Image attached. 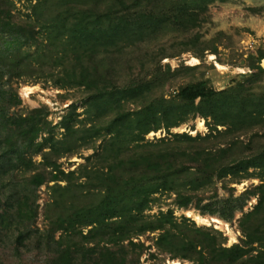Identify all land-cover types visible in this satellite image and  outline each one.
I'll return each mask as SVG.
<instances>
[{
  "label": "rangeland",
  "instance_id": "obj_1",
  "mask_svg": "<svg viewBox=\"0 0 264 264\" xmlns=\"http://www.w3.org/2000/svg\"><path fill=\"white\" fill-rule=\"evenodd\" d=\"M176 1L140 0L133 11L151 12L159 20L152 35L97 54L94 64H88L110 87L138 82L149 86L145 100L122 101V110L132 111L143 103L157 104L162 98L177 102L179 91L190 84L216 90L235 86L245 94L252 92L258 100L264 92V71L259 68H264V0L213 1L201 13L198 25L190 29H183L173 18L181 6ZM94 2L0 0V7L10 11L15 21L34 24L36 32V43L26 46L31 55L7 72L0 70V264H47L56 247L54 240L61 235L79 248L70 264H102L101 253L108 257L107 249L122 264H198L193 246L198 243L199 249L209 238L196 227L216 233L217 241L225 246L244 243V231L261 222L260 217L242 221L258 201L255 186L261 180L257 169L242 170L235 164L264 147L261 123L233 132L231 127L216 125L199 113L170 127L162 123L128 145L131 150L143 144L144 150L155 155L169 154L172 163L167 170L173 180L171 176L167 179L174 182L159 178L155 192L138 209L141 196H134L133 190L137 185L127 189L124 182L141 175L125 168L119 172L122 186L113 192L123 199L115 207L107 205V189L96 176L106 171L98 155L110 134L103 128L96 132L95 128L104 127L114 109L106 103L96 106L85 86L61 80L65 75L59 56L65 53L62 47L45 45L47 34L40 26L46 18L79 5L97 7V11L105 5ZM43 37L45 41L37 50ZM7 45L9 39L0 37V51L6 52ZM24 86L33 87L27 97L22 92ZM198 101L196 98L195 103ZM17 114L35 115L39 129L32 145H21L24 155L32 157V169L10 161L13 154H4L8 150L4 140L11 134L6 119ZM63 122L85 137L78 139L75 134L76 142L68 144L73 138ZM57 141L60 148L54 151L50 144ZM130 152L125 151L123 156ZM43 154L56 160L64 173H74H59L60 179H51ZM208 154L214 155L213 161L206 160ZM36 172L49 178L35 185L31 178ZM199 172L202 175L197 181ZM178 191L191 194L186 206L177 202ZM24 201L33 211L31 219L18 214ZM68 208L80 214L73 215V228L69 233L52 228L50 221L66 219ZM1 213H5L3 219ZM192 213L216 217L226 227L214 221L198 222ZM161 220H166L164 227L152 228ZM243 245L247 251L234 264H255L249 257L257 253L259 243Z\"/></svg>",
  "mask_w": 264,
  "mask_h": 264
},
{
  "label": "trees",
  "instance_id": "obj_2",
  "mask_svg": "<svg viewBox=\"0 0 264 264\" xmlns=\"http://www.w3.org/2000/svg\"><path fill=\"white\" fill-rule=\"evenodd\" d=\"M78 1L83 4L88 0ZM91 1H96L94 2L96 4L105 2V5H100L101 7H98L99 11H97V7L79 5L66 11V13L60 12L46 18L40 26L44 28L43 34H47L48 44L45 45H49L51 49H55V46L62 47L61 51L67 54L66 56L65 54L59 56V59H61L60 64H63V75H65L61 80L66 84L85 86L91 91L92 102L96 106L100 107L101 103H106L111 110L114 109L113 117L108 119L104 127L93 126L97 127L95 128L96 132L103 128L110 134L109 138L104 141V151L98 155L101 161L104 162L103 168L106 171L103 170L99 173V176H96L107 189V205L115 207L119 203L117 201L123 199V197L117 198L118 195H114L113 192L122 186L119 172L125 168H130L137 170L141 176L124 183L127 189H131L132 184L137 185L133 187L134 196H141V202L136 206L138 209H142L149 200L147 199L149 194L157 189L159 178H163L165 182H174L167 179L171 176L168 173L167 166H170L172 161L167 153L155 155L144 150L143 144H137L131 150L128 142L143 139L145 133L159 128L162 123L170 127L186 120L190 114L197 113L210 117L216 125L231 127L230 130L233 132L243 131L245 128H250L251 125L258 123H261L264 127V92L256 100L252 92L245 94L242 89L235 86L216 90L205 88L202 85L190 84L179 91L177 102L169 103V101L162 98L157 104L143 103L135 110H122V101L131 98L145 100L150 91L149 86L138 82L114 84L110 87L105 83L103 77L97 75L96 70V73L91 70L92 68L88 64H94L95 55L97 54L144 41L152 35L159 20L154 19V14L151 12L133 11L140 0L129 1L127 5L126 0ZM213 1L225 0H177L176 2L181 6H178L173 18L183 29L196 27L201 13ZM117 4L119 5L118 9L116 8ZM122 7L123 9H121ZM130 12L132 13L130 14ZM34 26L32 23L15 21L10 11L0 7V37L9 39L6 52L0 51L1 73L7 72L14 65H20L26 59V56L31 55L26 46L30 48L32 43H36ZM44 41L45 38L43 37L37 50L41 49L39 47ZM22 45L23 48H21ZM261 58L263 59L264 55ZM259 68L264 71V68H261L260 65ZM58 80L60 81V79ZM196 98H199L198 103H195ZM16 101L19 102V99L17 98ZM6 121L11 134L4 140L8 148L4 154H13L10 161L18 162V164L32 169L34 164L32 157L27 158L24 155L21 145H32L37 137L39 129L36 127L35 115H11L7 117ZM62 126L67 129L69 136L73 138L68 139V144L76 142L75 134L78 139L85 137H80L78 135L79 129L69 126L67 122H63ZM57 143L60 142L50 144L54 151L60 148L56 145ZM139 147L142 148L139 149ZM124 150L131 151L130 155L123 156L125 154ZM213 157L214 155L208 154L206 160L213 161ZM43 158L45 169L49 167L46 173L50 174L51 179H60L59 173L65 176L74 173L73 171L64 173L59 168L56 160L48 158L47 154H43ZM235 165L240 166L242 170H248L250 167L258 170L257 176L261 180L255 186L258 190L256 192L258 201L253 210L248 212L242 221L247 222L253 217H260L261 222L255 223L251 230L244 231V243H234L230 246L218 242L216 233L196 227V231L204 233L209 238V240H205L207 243L202 244L199 249L196 248L199 245L198 243L193 246V250L198 253V264H234L247 251L243 244L249 245L254 242L259 243L260 247L257 253L251 255L249 259L255 264H264V147L238 159ZM164 166L165 169H163ZM149 172H151V176H146L145 174H149ZM199 173L200 176L198 175L197 181L202 175L201 172ZM48 178L45 173L36 172L32 175L31 182L39 185ZM171 179L173 180V175ZM127 198H132V196ZM190 199L191 194L177 192V202L180 206H186ZM26 207L27 203L24 201L19 206L18 214L22 217L29 215L30 219L33 218L32 209ZM67 210L69 215L66 216V219L58 217L54 221H50L52 228L54 226L56 229H62L69 233L75 222L73 215L80 214L76 211L75 213L70 211L69 208ZM1 215L3 219L5 213H1ZM165 221L161 220L158 225H153L152 228L164 227ZM145 227L143 226V228ZM63 238L64 236L61 235L54 240L56 247L54 252L51 253V258L47 264H70L73 256L79 251V248L71 243L70 239L64 240ZM107 252L108 257H104L105 253H101L102 258H104L102 264H122L119 263L111 251L107 249Z\"/></svg>",
  "mask_w": 264,
  "mask_h": 264
},
{
  "label": "bare ground",
  "instance_id": "obj_3",
  "mask_svg": "<svg viewBox=\"0 0 264 264\" xmlns=\"http://www.w3.org/2000/svg\"><path fill=\"white\" fill-rule=\"evenodd\" d=\"M192 60H195L194 58H192ZM262 65H264V58L261 60ZM33 87L31 86H24L22 88V92L24 93V95L27 97L29 95V93L32 91ZM190 213V212H189ZM192 216L198 221V222H204V223H209L211 221L217 222V223H221L223 225V227H226V223L222 222L221 220H219L216 217H206V216H201L195 213H192Z\"/></svg>",
  "mask_w": 264,
  "mask_h": 264
},
{
  "label": "water",
  "instance_id": "obj_4",
  "mask_svg": "<svg viewBox=\"0 0 264 264\" xmlns=\"http://www.w3.org/2000/svg\"><path fill=\"white\" fill-rule=\"evenodd\" d=\"M262 66H264V65H262Z\"/></svg>",
  "mask_w": 264,
  "mask_h": 264
}]
</instances>
